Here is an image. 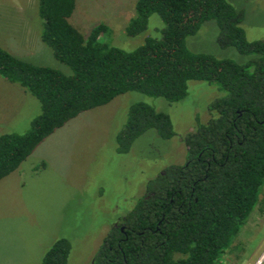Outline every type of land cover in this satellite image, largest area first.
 Returning a JSON list of instances; mask_svg holds the SVG:
<instances>
[{
    "label": "trees",
    "instance_id": "16d2710c",
    "mask_svg": "<svg viewBox=\"0 0 264 264\" xmlns=\"http://www.w3.org/2000/svg\"><path fill=\"white\" fill-rule=\"evenodd\" d=\"M75 0H37L40 38L71 72L23 60L0 45V76L36 97L40 112L24 133L0 134V179L18 168L46 137L79 113L136 91L182 100L188 81L215 83L223 94L182 135L185 157L150 178L119 224L103 236L89 264H220L264 184V38L249 40L244 14L226 0H136L127 36L145 31L150 15L163 21L160 36L123 49L106 41L103 22L88 34L70 21ZM215 20L220 47L247 58L238 62L196 52L186 44L204 21ZM153 129L176 133L170 115L137 101L116 135L119 152ZM71 244L54 240L41 264H67Z\"/></svg>",
    "mask_w": 264,
    "mask_h": 264
},
{
    "label": "rangeland",
    "instance_id": "374dc122",
    "mask_svg": "<svg viewBox=\"0 0 264 264\" xmlns=\"http://www.w3.org/2000/svg\"><path fill=\"white\" fill-rule=\"evenodd\" d=\"M135 1L75 0L69 21L85 35L103 22L110 28L106 41L129 50L146 36H160L163 27L161 18L152 14L145 31L127 36L124 27ZM226 1L243 11L241 25L249 40L264 38V0ZM40 31L37 0H0V45L23 60L69 74L71 69L42 42ZM217 34L215 20H207L186 44L220 58H247L233 47H220ZM222 94L217 84L200 80L188 81L187 95L172 103L128 91L56 129L0 179V264H41L47 247L60 237L71 244L67 264H89L105 233L144 193L146 182L168 164L183 162L182 135L193 129L196 116L201 121L209 118V103ZM137 101L168 113L176 134L163 139L149 129L127 152H119L116 135L129 106ZM39 112L36 97L0 76V134L26 132ZM220 264H264V184L258 204Z\"/></svg>",
    "mask_w": 264,
    "mask_h": 264
}]
</instances>
